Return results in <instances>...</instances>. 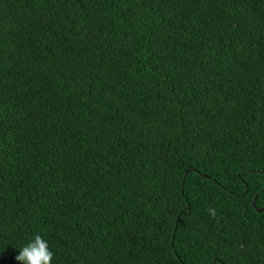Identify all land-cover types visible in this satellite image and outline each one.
Masks as SVG:
<instances>
[{
  "label": "trees",
  "instance_id": "1",
  "mask_svg": "<svg viewBox=\"0 0 264 264\" xmlns=\"http://www.w3.org/2000/svg\"><path fill=\"white\" fill-rule=\"evenodd\" d=\"M36 234L264 264V0H0V264Z\"/></svg>",
  "mask_w": 264,
  "mask_h": 264
},
{
  "label": "clouds",
  "instance_id": "2",
  "mask_svg": "<svg viewBox=\"0 0 264 264\" xmlns=\"http://www.w3.org/2000/svg\"><path fill=\"white\" fill-rule=\"evenodd\" d=\"M53 255L48 242L41 235L36 234L34 239L19 251L16 260L22 264H52Z\"/></svg>",
  "mask_w": 264,
  "mask_h": 264
},
{
  "label": "water",
  "instance_id": "3",
  "mask_svg": "<svg viewBox=\"0 0 264 264\" xmlns=\"http://www.w3.org/2000/svg\"><path fill=\"white\" fill-rule=\"evenodd\" d=\"M256 198H257V195H255L254 198H253V202H252V205H253V206H254V201H255ZM187 208H189V206H188ZM256 210L260 211L261 209L256 208Z\"/></svg>",
  "mask_w": 264,
  "mask_h": 264
}]
</instances>
